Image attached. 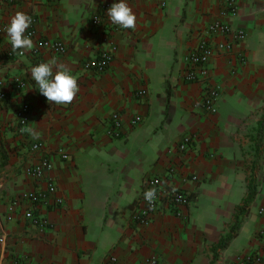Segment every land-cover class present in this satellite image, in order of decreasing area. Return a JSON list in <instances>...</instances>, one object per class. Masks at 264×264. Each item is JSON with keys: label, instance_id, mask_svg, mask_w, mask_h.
Listing matches in <instances>:
<instances>
[{"label": "crops", "instance_id": "1", "mask_svg": "<svg viewBox=\"0 0 264 264\" xmlns=\"http://www.w3.org/2000/svg\"><path fill=\"white\" fill-rule=\"evenodd\" d=\"M104 1L0 0V29L17 11L35 14L37 37L49 41L35 53L37 37L32 38L34 48L10 61L5 59L10 47L6 27L0 30V80L9 95V102L0 100V236L6 237L0 241V264H104L110 254L119 264H150L152 257L158 264H210L211 247L230 230L253 167L258 193L237 236L212 264H242L253 252L264 257V237L258 235L264 229L259 214L264 174L257 171L264 132L259 145L254 135L264 119V0H237L239 11L231 23L247 33V61L236 74L224 60L216 62L222 93L212 114L200 107L201 85L183 81L182 67L196 33L221 16L224 0H126L136 15L134 29L110 20L94 25L92 16ZM55 40L67 52L51 48ZM112 46L114 59L105 72L83 68L85 60ZM53 59L65 63L77 79L79 92L71 104H50L31 78V67ZM16 77L26 81L24 90L14 87ZM141 89L146 95L137 97ZM21 101L32 107L30 127L39 139L13 129ZM114 114L124 122L119 138L109 133ZM136 115L142 121L133 127ZM186 134L196 136L186 172L198 179L183 184L192 192L191 205L183 217L158 213L136 235L130 211L142 182L150 173L166 172ZM35 140L44 147L31 150ZM247 147L255 148L253 162ZM59 148L70 159L63 160ZM45 155L54 162L52 175L66 205H41L39 211L53 227L39 234L24 217L30 203L12 202L44 187L29 170Z\"/></svg>", "mask_w": 264, "mask_h": 264}, {"label": "built area", "instance_id": "2", "mask_svg": "<svg viewBox=\"0 0 264 264\" xmlns=\"http://www.w3.org/2000/svg\"><path fill=\"white\" fill-rule=\"evenodd\" d=\"M16 2V0H10ZM58 1V0H53ZM118 0H107L99 4L98 10L92 16V23L100 25L108 23L109 17L107 9L112 3ZM165 6V1L161 2ZM239 11L237 0H224V6L221 11V16L210 22L196 33V42L184 58L182 67V79L185 82L196 83L201 85L203 90L200 107L205 114H212L217 109L218 101L221 97L222 88L220 83L215 78V67L218 60H224L230 67V72L236 74L241 70V67L247 61V53L244 45L247 41V33L243 28L235 27L231 20ZM32 18V23L26 30L25 35L31 39L37 37L35 14L29 15ZM6 26H1L0 30H4ZM49 45V41L42 36L37 37V53L39 49ZM50 47L57 52H67V46L60 40H55L50 43ZM115 46L110 50H101L97 56L89 58L82 63L85 70H93L98 73L105 72L111 65L114 59ZM19 55L18 51H13L11 45L8 48L5 59L17 61L26 56ZM14 87L22 91L26 86V81L20 77L14 79ZM5 83L0 80V100L9 102V95L4 88ZM146 89H141L136 92L137 97L146 95ZM40 94V92H39ZM40 96L44 97L42 94ZM32 120V107L26 101H21L14 113L13 129L19 136L27 137V133H22L20 130L25 127H30ZM142 121L140 115L134 116L130 123L136 127ZM110 135L114 138L121 137L124 122L120 115L114 114L111 116ZM196 136L186 134L178 141L176 145V157L172 159L163 174L150 173L148 174L141 187L140 196L133 203L130 211V225L134 233L139 235L142 229L153 223L155 216L158 213H171L176 216L183 217L185 211L191 205L192 192L184 186L188 181H197V176L186 172L188 168V155L191 151ZM31 150L37 151L44 147L42 141L35 140L30 143ZM63 160L70 159V155L62 148L56 151ZM54 162L50 156H43L33 167L29 173L38 182H44V187L36 191L23 192L17 196L12 202V206L21 203H30V206L24 213L27 222L34 227L39 234L44 233L47 229L53 227L51 222L39 209L44 204L48 207L60 209L66 205L64 196L58 193V184L56 178L52 175L54 170ZM156 189V199L153 207L149 209L145 202L144 193L150 189ZM259 214L264 216V208L259 210ZM8 220H12L11 215H6ZM258 235L264 237V229L259 230ZM6 237L0 236V241L5 242ZM263 255L259 252H253L245 256L242 264H254L262 262ZM150 264H158V258L152 257L149 260ZM15 264H23V261ZM104 264H119L118 257L110 254L106 257Z\"/></svg>", "mask_w": 264, "mask_h": 264}, {"label": "clouds", "instance_id": "3", "mask_svg": "<svg viewBox=\"0 0 264 264\" xmlns=\"http://www.w3.org/2000/svg\"><path fill=\"white\" fill-rule=\"evenodd\" d=\"M109 20L123 29H134L136 27V15L126 0H118L107 9ZM32 23V18L22 11H17L10 17L6 27L8 42L11 49L24 55L26 51L34 48L33 40L25 35L26 30ZM30 75L38 90L50 104L67 105L71 104L79 92L77 79L71 74L70 68L61 62L53 59L49 63H41L30 69ZM29 134L33 139H39L40 133L32 127H25L20 130ZM145 202L149 209L153 207L156 199V189L147 190L144 193Z\"/></svg>", "mask_w": 264, "mask_h": 264}, {"label": "trees", "instance_id": "4", "mask_svg": "<svg viewBox=\"0 0 264 264\" xmlns=\"http://www.w3.org/2000/svg\"><path fill=\"white\" fill-rule=\"evenodd\" d=\"M263 132H264V119L259 121L257 127L256 139H258V145L260 144V140L262 139ZM253 168L248 181V193L246 197L243 199V202L236 209V213L234 215V222L231 225L230 230L224 233L220 237V240L217 243L213 244L211 247V250L214 252L213 260L217 258L219 251L225 249L230 244L232 239L237 236L245 216L248 215L249 213L250 204L253 202V200L255 199L258 193V188H257V183ZM213 260L210 264L213 263Z\"/></svg>", "mask_w": 264, "mask_h": 264}, {"label": "rangeland", "instance_id": "5", "mask_svg": "<svg viewBox=\"0 0 264 264\" xmlns=\"http://www.w3.org/2000/svg\"><path fill=\"white\" fill-rule=\"evenodd\" d=\"M254 135L257 136L256 132L254 133ZM245 150H246V153L248 154V157H250L251 162H253L252 160H254V158L257 156L255 153V148L254 147H247ZM257 171H260L261 173L264 174V155L263 154L260 158ZM257 210H258L257 207L253 208V212H257ZM256 214H258V213H256Z\"/></svg>", "mask_w": 264, "mask_h": 264}]
</instances>
